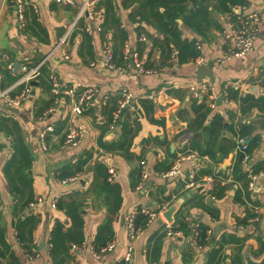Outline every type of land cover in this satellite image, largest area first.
Listing matches in <instances>:
<instances>
[{"label": "crops", "instance_id": "0c3cea01", "mask_svg": "<svg viewBox=\"0 0 264 264\" xmlns=\"http://www.w3.org/2000/svg\"><path fill=\"white\" fill-rule=\"evenodd\" d=\"M12 1L0 0V52L9 53L15 67L25 63L38 64L46 57L48 60L42 66L47 72L42 69L41 76L33 80L38 85L31 82L30 94L16 107L17 112L6 109L0 102V251L6 264H121L129 244L134 248L132 264H207L212 245L218 247L232 238L237 241H225L221 264H244L236 256L238 239L244 241L242 260L246 251L254 258H260L264 254L261 252L264 247V206L256 223L244 226L237 220L246 215L247 207L252 209V206L264 203V176L258 178V187L251 192L255 202L241 204L235 201L239 186L236 183L225 197L214 201L218 214L212 217L206 208L196 205L202 191L209 199L206 182L209 177L215 179L202 172L212 165L209 156H200L193 150L198 156L180 163L184 176L194 171L195 188L186 187L184 176L165 178L162 173L167 171L163 169L166 163L190 152L194 143L205 144L203 128L209 126L216 115L223 118L224 136L236 137L234 132L240 134L242 125H246L250 133L248 141L257 136L260 138L248 163L251 170L260 165V171L264 170V0L203 1L210 22L202 19V6L196 4L202 0L158 5L161 15H165L166 8H171L176 15L175 26L182 31L183 37L195 40L199 46L200 55L185 61L179 59L178 47L165 42V33L131 17L145 0H112L116 17L120 19V23L113 26L112 22L106 25V8L99 0L98 6L93 8L96 10L86 12L78 20L67 44L62 46H59L60 39L72 28L85 0H74L73 4L64 0H27L23 30L18 27L15 6L13 9L10 6ZM182 5L187 6L184 14L180 10ZM190 11L193 12L191 15ZM254 12L261 20L253 50L244 59L225 58L228 44L222 31L226 22L235 21L239 14ZM140 24L141 33L138 31ZM194 28H205V33ZM142 36L146 40H141ZM126 45L140 55L146 67H154L157 72L140 74L133 70L131 61L123 58ZM107 46L113 50L115 63L124 66L125 70H111L103 65ZM53 71L64 85L76 89L95 85L103 93H109L110 98L105 104L101 96L96 97L86 104L82 115L74 117V123L66 97L56 110L43 117L52 104L49 75ZM0 75L3 87H10L17 81L7 65L1 68ZM201 82L213 84L217 95L215 101L210 92L197 97L190 90L191 85ZM125 88L134 95L130 105L137 107L123 110L112 130L120 92ZM21 89V86L16 87L13 94ZM226 89L231 98L224 95ZM221 95L225 98L219 103ZM244 97L248 100L244 101ZM197 98H204L211 110L202 130L196 123L194 99ZM112 107L116 109L112 120L108 121ZM135 121L139 125L131 140V158L102 146L118 142L124 122L134 124ZM72 124L83 129L84 138L76 146H67L64 138ZM47 127L51 129L46 135L48 150H44L39 135ZM20 142L32 155L28 170L31 186L23 183L16 163L10 167L8 175L5 171L8 163L19 156L15 145ZM234 151L217 168H231L236 158ZM87 158L84 172L72 175L79 176L78 179L63 183L61 175ZM97 163H102L108 177L112 170L116 171L109 190L103 187L104 175ZM144 167L148 176L144 186L139 188ZM249 169L245 170L249 172ZM10 178L14 186L20 188L17 193L10 185ZM80 179H84V183ZM19 192H22L21 197ZM29 196H33L34 205L22 215ZM168 199L173 201L172 204L181 202L174 221L176 217L187 215L191 221L210 228V246L198 248L192 243L191 236L158 238L164 231L163 217L130 240L126 220L136 208L157 209ZM182 210L184 215L179 213ZM108 218H112L109 224ZM54 232L55 252L52 251ZM110 243L115 244L114 248L104 252L103 248ZM82 246L84 249H80ZM28 254L34 256L30 258Z\"/></svg>", "mask_w": 264, "mask_h": 264}, {"label": "built area", "instance_id": "2783aa9c", "mask_svg": "<svg viewBox=\"0 0 264 264\" xmlns=\"http://www.w3.org/2000/svg\"><path fill=\"white\" fill-rule=\"evenodd\" d=\"M70 4L74 3V0H64ZM15 2V9L17 11L18 16V27L20 30H23L26 25L25 20V11L28 1L27 0H14ZM99 0H85L84 4L80 10V13L76 19V21L73 23L72 28H69V31L60 39L59 46L66 45L69 40L70 32L74 29L76 23L78 20L86 13L93 10L94 7L98 6ZM35 9H37V6H34ZM261 20V16L258 13H250V14H239L235 21H228L226 22L224 29L222 31V35L228 44V51L225 55V58H231V57H238V58H246L247 55L253 50L255 41L259 34V22ZM141 40H146L145 36L141 37ZM64 56L68 58V54L64 52ZM123 58L125 60L131 61V67L133 70H135L137 73L140 74H152L157 72L156 68H149L144 65L142 62L140 55L137 52H134L130 49L129 45H126L123 50ZM48 60V57L44 58L43 61H41L38 64H30L25 63L21 65L20 67H15L13 63L12 56L7 52H0V70L4 65H7L11 74L16 77L17 81L14 85L10 87H3L1 84V75H0V102L4 105L17 107L24 102L31 90V82L33 80H36L39 76L42 74V66L43 64ZM103 65L111 70H125L124 66L117 65L114 61L113 56V50L110 46H107L106 53L104 56V59L102 61ZM49 83H50V92L52 94V104L50 108L43 114V117L46 116V114L53 112L57 109V106L60 104L63 97L69 98V106L72 114V122H75L74 117L80 116L83 114L86 108V104L93 102V100L101 96L103 99V102L106 104L107 101L110 98L109 93H103L100 87L95 85L86 86L82 89H76L73 86L64 85L60 81L59 75L53 71L49 75ZM21 86L22 89L19 93L13 94V91L16 87ZM190 90L198 97L201 96L204 92H210L212 94V97L214 98V101L217 98V95L215 94V88L213 84L208 82H201L199 85L193 84L190 86ZM224 95L227 97L228 92L227 89L224 92ZM134 95L133 93L125 88L120 92V99L118 103V109L117 112L114 115V118L111 123V129L113 130L116 126L117 120L120 117L121 112L126 108V106L132 104ZM51 127H47L43 129L40 132V142L42 145V148L44 150H48V145L46 143V135L48 130H50ZM84 138V131L83 129L71 125L68 128L67 133L65 134L64 143L67 146H76L82 142V139ZM1 145V141H0ZM247 140L246 137L238 136L236 139V147H235V153L238 152H244L247 148ZM198 154L195 152H189L185 154H181L171 165L170 169L166 172L162 173L163 177H175V176H184V173L181 170L180 163L182 160L186 158H195ZM250 159L249 154H245L243 163L244 165L249 164L248 161ZM143 165L145 164L144 161L141 162ZM250 168V165H249ZM231 168L227 169V174H231ZM116 174L115 170L111 171V174L109 176V181H112L114 176ZM148 172L147 169L144 167L142 169V179L139 184V188L144 186L145 181L147 179ZM260 176H264V170L260 172H253V170L249 169V184H248V190L253 192L257 189L258 185L256 184L258 178ZM79 176H71L66 177L62 180L63 183H68L73 180H77ZM187 178L186 181V187L187 188H195L197 186V182L195 180V173L194 171H191L188 176H184ZM213 178L209 177L207 179L206 185L208 190H212L213 187ZM209 199L211 201H215L216 198L214 196H210ZM38 201H42V199H39ZM34 205L31 203L30 206ZM56 203L54 202L53 206L55 207ZM172 205V201L168 200L164 204H162L157 209H149L146 207H138L136 210L127 218L126 220V228L129 232V238L130 240H134L141 232L142 229L135 227V216L138 211H141L144 214L148 215V222L147 225L150 223L156 221L159 217H163V212L169 208ZM264 206V203L262 205L258 206H252V210L255 212L256 216L251 219L252 222L256 223L259 220L260 216V209ZM186 221L190 222V228L191 233L189 235H186L184 231L179 228V225L173 222H169L166 219H164L163 229L166 233L167 237H183V236H191L192 243L197 246L198 248H204L206 245H200L198 244V226L199 222L197 221H191L189 217H186ZM208 239L210 240V234L211 230L208 229L207 231ZM115 244L110 243L106 247L103 248V251H110L114 248ZM79 248V247H78ZM80 249H84V246H82ZM133 244H129L127 248V252L125 255V262L127 264L133 263ZM30 258H32L33 254H28ZM0 264H6L5 259L0 255Z\"/></svg>", "mask_w": 264, "mask_h": 264}, {"label": "trees", "instance_id": "16d2710c", "mask_svg": "<svg viewBox=\"0 0 264 264\" xmlns=\"http://www.w3.org/2000/svg\"><path fill=\"white\" fill-rule=\"evenodd\" d=\"M140 1V0H138ZM188 0H145L141 3V6L139 9H136L131 14V17L138 21L139 23L145 21L149 24H152L158 29L159 31L165 33L166 38L165 42L169 44L172 42L175 47H178V54L179 59L181 61H185L190 57L196 58L200 55V49L195 40H188L183 37L182 31L175 26L176 23V15H173L171 8H166L165 15H161L160 11L158 9V5H165L166 2L174 3V4H182L186 3ZM202 0L201 2H196V4L201 7L202 6V19L205 22H210L209 13L207 12V7L203 4ZM105 8H106V25H109L110 22L111 26L114 25V23H120V19L116 17L115 10H114V4L112 0H102L100 1ZM99 4V3H98ZM228 9V8H227ZM181 14H184L187 11V6L182 5L180 6ZM193 12H189V15H191ZM185 18V17H184ZM138 28L139 33L142 32V25ZM165 27V28H164ZM195 30L199 31L200 33H205V28H194ZM123 32V30H121ZM117 36V35H116ZM123 36L126 37V34L123 32ZM151 68V67H150ZM43 72H47V68H42ZM228 96L231 98V94H229V90L227 89ZM244 101L248 100V97L243 98ZM194 104L197 105L196 112V123L199 124V127L202 126L205 122L208 114L210 113V107L206 105L204 102V98H197L194 99ZM116 109V107H112L108 113V121H111L113 118V112ZM136 125V127H135ZM139 123L137 121L134 122V124H130L127 122H124L122 125V137L118 142H114L111 144H102L104 148L111 149L116 152L123 153L127 158H131V152H130V145L131 140L133 139V136L137 132V126ZM223 128H224V121L223 118L219 115H216L214 119L212 120L211 124L207 127H204V134L203 136H206V142L204 145L201 144H193L191 147L190 152L193 150H196L197 153L200 156H209V158L212 160V165L203 170V173H208L210 175H213L215 177L213 182L212 190H210L209 194L210 196H214L217 200L222 199L227 194V191L231 189L234 184L238 183L239 186L236 189V193L234 196L235 201L241 203V204H247L249 201L255 202L253 198L251 197V191L248 190V184H249V172L245 170L243 159L245 154L252 155L255 151V149L258 147L259 144V137H254L251 139V141H248L249 131L248 127L246 125H242V129L240 134H236V137H228L224 136L223 134ZM246 128V129H244ZM238 136L246 137L247 140V148L244 152H238L236 154L235 162L231 166V175L227 174V169H221L217 168L218 164L220 162H223V160L232 152L235 150L236 147V139ZM1 147V145H0ZM16 152H19L18 157H14L9 163L8 166H6L5 171L8 175V171L10 167L16 163V170L17 173L22 174V181L25 185L31 186L32 181H28V170L31 167L32 162V155L27 149V147L22 143H17L15 145ZM189 151H186L184 153H188ZM176 155V154H172ZM88 158L84 161H81L78 166L75 167V169L66 172L65 174H62L61 177L64 179L66 177H70L72 175H76L78 173L84 172V165L87 163ZM98 164V163H97ZM173 162L166 163L163 166L164 170H169ZM71 166L68 165V168ZM98 168H100L103 171L104 175V188L109 190V187L111 186V181H109L108 173L106 172L105 167L102 165V163L98 164ZM262 169V166H256L253 169V172L257 173ZM24 176V177H23ZM139 177L141 179V172H139ZM25 178V179H24ZM10 185L12 186L13 191L17 193V191L20 189L19 187L14 186L13 179L10 178ZM22 196V192H19V197ZM170 200V199H168ZM172 201V200H171ZM192 201V199L190 200ZM34 202L33 196H29V198L25 201V204L22 208V215L25 213L26 209H28L31 205V203ZM173 202V201H172ZM199 204L202 208H206L210 215L212 217H215L218 214V208L215 206L214 201H211L207 198V195L203 193H200L197 196V202L196 205ZM187 207V205H186ZM181 215H184V211L182 210L179 212ZM256 216L255 212L247 207L246 215L242 218H238V223L241 225H249L252 223L251 219H253ZM187 215H184L182 217H176L175 223L179 225V228H181L186 235H189L191 233V228L188 221H186ZM112 222V218H108L107 223L109 224ZM148 222V215L142 213L141 211H138L135 216V227L144 229ZM198 244L200 245H206L210 246V240L208 239L207 231L210 229L207 225L200 223L198 226ZM1 232V229H0ZM166 235L165 231H163L161 234H159L158 238L162 239ZM55 232L53 236V252L56 251L57 245L56 239H55ZM227 243H234L237 240L235 238H232L231 241L225 240ZM225 241L219 244L218 247L213 246L211 247V252L209 255V259L207 261V264H221L222 258H223V247L225 245ZM161 241L158 242V247H160ZM237 250L236 256L240 262H243L242 260V250L244 248V241L238 239L237 242ZM261 252H264V247L261 248ZM260 252V253H261ZM0 255L3 257V252L0 251ZM121 264H127L125 260Z\"/></svg>", "mask_w": 264, "mask_h": 264}, {"label": "water", "instance_id": "95a60500", "mask_svg": "<svg viewBox=\"0 0 264 264\" xmlns=\"http://www.w3.org/2000/svg\"><path fill=\"white\" fill-rule=\"evenodd\" d=\"M10 6L13 9L14 6H15V2L14 1L10 2ZM32 84L33 85H38V82L32 81ZM224 98H225V96L224 95H221L218 98L219 99V103L222 102L224 100ZM130 107H135L136 108L137 106L135 104H133L132 106L131 105H128L124 109V112L128 108H130ZM5 108L8 109V110H10V111H13V112H17L18 111L17 108L16 107H13V106L5 105ZM245 169L246 170L249 169V164L245 165ZM84 181H85L84 179H80V182L84 183ZM180 204H181L180 201H177V202L173 203L168 209H166L163 212V218L166 219L169 222H173L174 221L175 213L177 212L178 208L180 207ZM159 222L162 224L163 219L161 218L159 220ZM263 229H264V224H263ZM243 263L244 264H264V254L260 258H254L249 251H246L244 253V257H243Z\"/></svg>", "mask_w": 264, "mask_h": 264}]
</instances>
